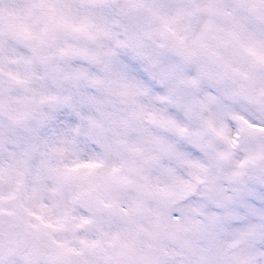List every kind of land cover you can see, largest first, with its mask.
<instances>
[{
    "label": "snow or ice",
    "instance_id": "1",
    "mask_svg": "<svg viewBox=\"0 0 264 264\" xmlns=\"http://www.w3.org/2000/svg\"><path fill=\"white\" fill-rule=\"evenodd\" d=\"M0 264H264V0H0Z\"/></svg>",
    "mask_w": 264,
    "mask_h": 264
}]
</instances>
